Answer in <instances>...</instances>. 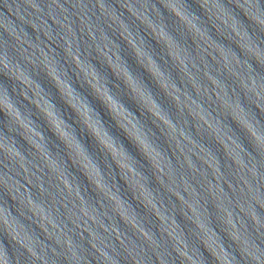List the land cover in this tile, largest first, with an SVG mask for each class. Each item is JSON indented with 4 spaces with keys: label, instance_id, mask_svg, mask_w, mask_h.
I'll use <instances>...</instances> for the list:
<instances>
[{
    "label": "water",
    "instance_id": "95a60500",
    "mask_svg": "<svg viewBox=\"0 0 264 264\" xmlns=\"http://www.w3.org/2000/svg\"><path fill=\"white\" fill-rule=\"evenodd\" d=\"M28 4L67 264H264V0Z\"/></svg>",
    "mask_w": 264,
    "mask_h": 264
},
{
    "label": "clouds",
    "instance_id": "9594fccd",
    "mask_svg": "<svg viewBox=\"0 0 264 264\" xmlns=\"http://www.w3.org/2000/svg\"><path fill=\"white\" fill-rule=\"evenodd\" d=\"M149 95L151 96V94L149 93ZM152 100H153V102L156 104V106L157 107H159V109L162 111V112H164L163 111V109L162 108H160V106L155 102V100H154V98H152ZM29 119H30V117H29ZM168 119H169V121H171L170 120V118L168 117ZM135 141V140H134ZM135 143L137 144V146L139 147V149L145 154V152H144V149H143V147H142V145L140 144V143H138V142H136L135 141ZM81 147L83 148V146L81 145ZM121 148H122V146H120ZM154 147H155V149H156V151L157 152H159V150L156 148V146L154 145ZM84 151H85V153H87L86 152V150L84 149ZM125 153H127L126 151H124ZM160 153V152H159ZM129 156V155H128ZM90 159H91V157L90 156H88ZM132 158V157H131ZM133 159V158H132Z\"/></svg>",
    "mask_w": 264,
    "mask_h": 264
}]
</instances>
